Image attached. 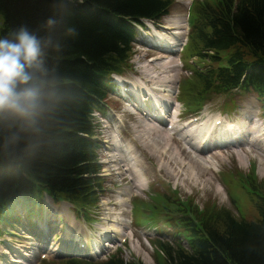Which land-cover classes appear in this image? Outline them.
<instances>
[{"label":"trees","instance_id":"16d2710c","mask_svg":"<svg viewBox=\"0 0 264 264\" xmlns=\"http://www.w3.org/2000/svg\"><path fill=\"white\" fill-rule=\"evenodd\" d=\"M172 2L73 0L67 5L69 11L59 31L74 25L78 34L61 36L62 48L56 53L49 50L47 58L59 71L77 75L84 83L85 102L76 135L58 158L0 164V225L14 226L17 219L40 215L42 196L53 204H71L78 220H92L91 212L104 189L93 112L105 113L112 75H122L132 67L134 25L144 19L159 21ZM55 7L56 0H0V33L26 24L44 36L47 30L41 25ZM192 60L195 67L188 64ZM182 62L191 71L180 88L191 112L203 108L213 96L234 89L253 92L264 103V0L196 1ZM236 177L240 182L236 187L256 198L254 221L214 202L199 206L191 199L182 200L176 192L150 191L148 201H132L134 225L152 228L161 217L175 238V243L159 244L164 257L158 264H264V182L258 181L254 169L248 175L237 171ZM56 263L141 264L124 262L120 250L103 262H52Z\"/></svg>","mask_w":264,"mask_h":264},{"label":"rangeland","instance_id":"374dc122","mask_svg":"<svg viewBox=\"0 0 264 264\" xmlns=\"http://www.w3.org/2000/svg\"><path fill=\"white\" fill-rule=\"evenodd\" d=\"M186 3L187 0H173V2L170 3L167 15L158 22V24H160L159 30L162 32L161 37L155 34L151 35L155 29L150 22L145 23L144 27H136L138 36L134 43L135 52H133V57L130 59V62L133 64V70L129 72L126 70L121 79L115 78L113 89L111 93H109L106 107H104L106 114L103 118V122L99 120L98 115H100V113L95 114V123L99 125V131L97 129L95 140L99 143L97 156L101 166L100 178L103 179L104 189L103 192L100 193L97 208L91 212L92 220L90 222L77 220L71 205L66 202L54 205L46 196L51 206L46 207L43 202V210L40 211V215L33 219L36 222L35 225H32V223L30 224L24 217L20 220H16L18 223L14 226H16L17 229H13L12 226L8 224L0 225V264H14L11 261L16 260L13 256L16 257L22 250H25V246H31L33 250L30 249L28 252L30 255L29 257L25 256L26 258H21L25 259L21 264H52V262H56L52 260L70 259L69 257L83 259L87 254H75L74 242L64 239L68 228L82 237L81 242H93L96 244L97 250L98 248L103 249L107 245L111 246V248H104V252L101 256H93L91 258L98 262H103L102 260L107 259L109 256L113 255L112 253L117 249H120L124 262L158 264V261H161L164 255L160 253L154 245H159L157 242L174 243L175 238L170 237L171 230L166 228V223L161 217H157L154 223L157 224L158 228L166 229L164 232L159 233V231L146 228V225H132L130 215L131 201L136 197L148 201L147 194L150 191L154 193L176 192L180 198L184 200L191 199L199 206H205L214 202L219 208L230 209L235 214L240 213L242 217L246 218L248 221L257 219L258 211L254 206L256 204V198L254 196L248 197L244 193L245 191L243 189L244 192L241 190V187H236L237 184H240L236 177L237 171L248 175L249 172L254 169L258 181L264 182V150L257 142L251 144V141L247 138L250 145L248 150L240 146L234 148L238 150L236 152L229 154V152L226 151V161H224L220 167L216 164L213 165L214 171H211L213 174L212 177L208 168L203 170L194 168L189 158L190 154L184 151L185 149L182 144L172 140V143L175 144L173 145L167 139V137L169 138L167 133L163 135L162 138L155 135V133H148V131L141 126V118L134 120L133 116H128L125 113L126 106H131L132 96L130 92L129 97L131 99L129 98V100L123 101L119 93L120 82H123L124 88L129 90L132 85L134 83L137 84L138 79L142 77L141 73L139 78L133 76L139 75L137 70L142 69L141 71H145V79H148L147 81L140 82L138 88H142V83L146 84V88L156 94L158 99L162 101L160 103L161 105L162 103L170 104L172 101L171 96H173L170 94L169 96L164 95L161 93V90H157V88L161 87V83L170 85L167 88H174L175 94H178L179 83H184L183 80L190 76V72H187V70L182 67V62H179L181 56L179 52L180 46L179 50L176 52V56L171 57L174 60L168 61L171 62V69L169 68L167 71L164 70L163 72H161L160 64L162 65L170 56L168 55V58L165 55L158 56L155 50L147 46V43L150 44L151 47L155 44L162 46L164 44L163 42L166 44L175 43L174 40L176 41V37H174L173 41H166L164 38H169L173 32L182 29V27L184 28L182 31L183 36L182 34L181 36L179 35V43L185 41V36L187 37L188 34V22L185 20V15L187 13L186 7L188 6ZM167 21L170 22V26L164 25ZM31 26L35 27V24H31ZM145 40L147 41L146 44L143 43ZM145 50L149 51V53H146ZM174 61H176V70ZM191 62L192 63H188L190 66L195 67L197 65L195 60ZM152 75H155L156 78L152 77ZM168 78L172 82H164L163 79L167 80ZM149 82L156 83L155 88L149 87ZM145 91V89H142V93ZM133 93L132 91V94ZM172 104H175L184 112V117L191 115V118L202 119L199 123H204L205 120L210 117L213 120L209 121V123H214L215 119L219 118L223 123L226 122V128L233 127L239 130L238 134L242 133L240 128L252 129V127H248L242 120L246 116L249 117L253 114L255 115V120H258L260 123L264 122V103L262 98H258L253 92L243 93L235 91L227 95L213 96L210 103L197 114H185V111L188 112L190 109H187L185 106L182 107V105L180 107L176 102H172ZM137 115L139 114L137 113ZM259 115L261 117H257ZM139 116L141 117V115ZM108 121L112 123L110 124ZM252 122L253 121L250 122L251 126ZM108 127L110 130H105V128ZM198 127L201 126L199 125ZM131 128L133 129L131 130ZM165 128L167 130L168 126H165ZM128 131L135 135L137 141L144 148L147 149L145 146L147 142H150L152 146L154 145L153 149L157 151L159 156L154 157L150 155L151 153L141 146L135 149L133 145H127L130 140L127 137ZM261 133L264 137V129ZM130 136L133 137L132 134H130ZM107 141L114 143L117 141V143H121L123 150H113L111 153H108L106 150L109 147ZM155 143L157 144L156 146ZM182 148L184 150H182ZM241 149H244L245 152L241 151ZM172 150L176 153L174 152L173 155L170 156ZM179 151H182L181 154ZM121 152L125 153V155H129L128 162L120 163L117 161V157H119ZM135 154L137 155L136 157H134ZM130 157L133 159L137 158V163ZM171 157H174L175 160H171ZM192 157L199 158L201 161L200 163L206 167V165L202 163L204 157H198L194 154H192ZM215 158L216 156H213L214 160ZM160 159L162 167L174 170L173 175L167 174L159 167ZM238 159L241 160L239 161ZM125 164L137 169L143 176L138 177L136 175L133 179L129 171H127V166H125ZM197 165L198 162L195 163V166ZM189 167L192 169L194 168L193 172ZM260 172L262 173L260 174ZM121 175L124 176L122 177ZM124 177H126L125 180ZM130 179L133 180L132 183ZM246 190L249 192L248 188ZM126 197L129 198L128 203L125 200ZM231 200L234 201L233 205ZM239 217L238 215V218ZM111 224L115 227L117 226L116 228L118 231L116 233L110 228ZM9 232H12L13 235H10ZM101 234L103 236H101ZM122 240H126V242L122 243ZM49 247L54 251V254H57L46 255L48 252L47 248ZM65 252H72L75 255L70 254L67 255L68 257L58 256V254L63 255ZM22 254H24V252H22ZM43 254H45V258H42Z\"/></svg>","mask_w":264,"mask_h":264},{"label":"clouds","instance_id":"9594fccd","mask_svg":"<svg viewBox=\"0 0 264 264\" xmlns=\"http://www.w3.org/2000/svg\"><path fill=\"white\" fill-rule=\"evenodd\" d=\"M73 0H56L40 36L22 24L0 33V164L37 163L66 153L76 135L85 102L84 83L49 62L62 48L61 36L75 37L74 25L59 31ZM3 28L0 22V29ZM46 207L50 202L42 196Z\"/></svg>","mask_w":264,"mask_h":264},{"label":"bare ground","instance_id":"6f19581e","mask_svg":"<svg viewBox=\"0 0 264 264\" xmlns=\"http://www.w3.org/2000/svg\"><path fill=\"white\" fill-rule=\"evenodd\" d=\"M189 2H190V0H187L186 4H189ZM159 25L154 26L155 30L153 33H151V35L155 34V35H158L159 37H161L162 32H160L161 30H159V28H160ZM164 25L170 26L171 24L169 21H167L166 24H164ZM180 26L182 27L181 24H180ZM183 29L184 28L182 27V29L173 32V34L169 38H164L162 36L166 41H169V40L173 41L174 37H176V41L174 40L175 43L167 44L171 48L169 46H167L165 48L157 47L156 45H158V44H155L153 46L154 47L153 48V47H151L150 44L147 43L146 40L143 41V43H145V44L147 43V46H149L151 49L155 50L156 53L158 54V56L159 55H165L167 58H168V55L170 56V58H168L167 61L163 62L162 65L160 64V66H161L160 69L162 70L161 72H163L164 70L167 71V69H169V68L171 69V67H172L170 65L171 62H168V61L174 60L171 57L173 56V53H175L177 51V48L179 47L181 34L183 36V32H182ZM163 43H164L163 44V46H164L166 43L165 42H163ZM158 46H161V45H158ZM155 47H157V48H155ZM145 52L149 53V51H146V50H145ZM145 62H146V59H145ZM145 62H144V64H145ZM175 62L176 61H174V65H175L174 67L176 70L177 68H176ZM141 70L142 69H140V73L142 74V77L140 78V81L137 84H133V86L129 90V91L134 90L136 92L137 95L135 96V98H136L137 102L134 101L135 104L134 105L131 104V107H133V109L129 106H126L125 111L126 112L131 111V113H133L134 120L141 118V120H142L141 126L144 129H146V131H148V133H150V134L155 133V135H157L161 138L163 137V135H165L167 133L169 136V138L167 137L169 142L172 143V140H175V141L179 142L180 144H182L184 146V149H185L184 150L182 148V150H184V151H186V153L190 154L189 158L191 159V162L194 165V168H197L200 170L208 168L210 175L213 177V174L211 172V171H214L213 165L216 164L217 166L220 167V165H222L224 163V161H226V159H227L226 158L227 154L225 153L226 151H228L229 154L236 152L238 150H236L234 148H238L240 146L243 148L245 147L246 150L249 149L250 145L247 141V138H249V141H251V144H254L255 142H257V144H259L262 147V149L264 150V137L262 136V133H261V131L264 129V122H261L260 124H258L257 121L254 119L255 115L252 114L251 116H249V117L246 116L242 119L243 122L245 124H247L248 127H252V129L240 128L242 131L241 134H238L239 130H236L233 127L226 128V122L222 123L219 127L215 128L216 124H214L212 122L210 124L208 123L209 121H212L211 117L208 118L207 120H205L204 123H199L200 121H202V119H197V120L192 119V120H189L187 123L182 124L181 121L179 120V118H180L178 115L179 109L174 108V104H172V102H175V101L177 102L176 96H174V88L171 87L170 89H168L167 87H169L170 85H165L164 83H161L162 84L161 87L157 88V90H161V93H163L164 95H168V96H169V94L173 95V96H171L172 101L170 104L162 103V105H161L160 103L162 101L158 99L156 94L152 93V91H150L149 89L146 88V84L142 83V88H138L140 82H144V81L148 80V79H145V74H146L145 71H141ZM152 77L156 78L155 75H152ZM163 80H164V82H172L169 78L167 80H165V79H163ZM149 85H150L149 87L155 88L156 83L149 82ZM142 89H145L146 91L144 93H142ZM129 95H130V92H129ZM140 104H144V108H142V106ZM138 107H141L140 110H138ZM137 113L139 115H141V117L139 115H137ZM216 120H218V119H216ZM166 121L169 124H172V127H173L172 130H168V129L166 130V128H165ZM251 121H253L252 126L250 124ZM199 125L204 126V128L197 129V127ZM132 129L133 128H131V130ZM130 134H132L133 137L130 136ZM217 134H219V135H217ZM212 136H215V137L210 139V137H212ZM127 137L130 139L128 141L127 145H130V146L133 145V147L135 149H137L139 146H141V144L137 141V139L133 133H130L128 131ZM115 142L116 143L107 141V144L109 145V147L106 150L108 153H111L113 150L122 151L121 150L122 144L117 143V141H115ZM156 145L157 144L155 143V146ZM173 145H175V144H173ZM145 146L147 147L148 150L146 148H144L143 146H141V147L144 148L149 153H151L150 155H152L154 157L159 156L157 151L153 149L154 145L152 146V144L150 142L145 143ZM246 147H248V148H246ZM241 151L245 152L244 149H241ZM174 152L175 151L172 150V152L170 153V156H172ZM181 152L179 151L180 154H181ZM192 154H194L195 156H198V157H204L202 163L205 164L206 167L200 163L201 161L199 158L192 157ZM136 156L137 155L135 154L134 157H136ZM213 156H216V158H218V159L215 158V160H214ZM128 158H129V155H125V153L121 152L119 157H117V161H119L120 163H126V162H128ZM131 159H133V158H131ZM133 160L135 163H137V158H135ZM171 160H175L174 157H171ZM160 162H161V159L159 161V164H160L159 167H161L167 174L173 175L174 170L167 168V167H162ZM196 162H198L197 166H195ZM177 163H180V162H177ZM125 166H127V171H129V174L131 175V177L133 179H134V177H136V175L138 177L143 176L140 172L137 171V169H134L133 167H129L126 164H125ZM194 168L193 169L190 168L192 170V172H193ZM261 173L262 172H260V174ZM121 176L123 177L124 175H121ZM125 179H126V177H124V180ZM130 182L132 183L133 180L130 179ZM128 199L129 198H127V197L125 199L127 203L129 202ZM65 206H68V205H65ZM42 207H43V205H42ZM116 227L113 224L110 225V228H112L114 233H116L118 231V229ZM101 236H103V235L101 234ZM113 239H116V238H113ZM109 246L110 245H107V247H109ZM24 248H25V250H22V252H24V254H22V252H20L16 257L13 256L14 259H16L15 261L11 260L14 264H21V262L23 260H25V259H21V258H23V257L26 258L25 256H27V257L30 256L28 252L30 251V249L33 250V247L31 248V246H29V247L25 246Z\"/></svg>","mask_w":264,"mask_h":264},{"label":"snow or ice","instance_id":"6c2138e0","mask_svg":"<svg viewBox=\"0 0 264 264\" xmlns=\"http://www.w3.org/2000/svg\"><path fill=\"white\" fill-rule=\"evenodd\" d=\"M217 135H219V134H217ZM215 136H216V135H215ZM215 136L210 137V139H211V138H214ZM67 236H68V238H69V240H70L71 242H79V241H81V239H82V237H80L79 235L75 234V233L72 231V229H70V228L67 229Z\"/></svg>","mask_w":264,"mask_h":264}]
</instances>
